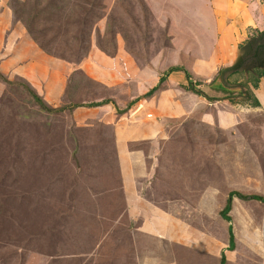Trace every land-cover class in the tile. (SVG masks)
<instances>
[{"label": "rangeland", "instance_id": "rangeland-1", "mask_svg": "<svg viewBox=\"0 0 264 264\" xmlns=\"http://www.w3.org/2000/svg\"><path fill=\"white\" fill-rule=\"evenodd\" d=\"M175 1L0 0V39H4L0 47L10 44L0 54V63L5 58H37L42 85H48L52 74L51 84L63 80L64 90L67 87L57 106L64 101L109 99V88L89 77L82 67L83 55L91 48L113 56L119 44L140 66L168 48L179 54L175 64L194 59L180 48L183 45L198 53L201 41L183 35L185 27L192 30L189 10ZM235 25L241 27L238 22ZM249 29L241 45L264 28L259 24ZM207 36L209 45H216ZM217 42L221 47V39ZM31 43L32 52L26 50ZM20 45L27 54H16ZM224 59L220 55L213 61L211 83L220 82ZM9 62L0 67V264H139L145 256L161 251L164 255L173 249L159 247L156 239L135 228L112 123L102 121L98 113L80 117L74 109L40 110L26 79L9 74L13 67ZM189 72L196 83H204L200 72ZM251 73H231L228 82L241 84L244 91L236 89L237 97L228 100L222 99L223 94L207 98L215 101L208 108L202 98L200 116H184L180 124L175 121L177 126L162 143H128L129 148L143 149L147 158V172L136 183L137 195L162 207L167 201L173 203L189 239L196 243L211 237L228 242L231 230L232 261L223 264H264V202L229 194L236 190L264 197V103L253 106L256 95L251 90H264V81L261 87L259 83L254 86ZM33 88L46 101L47 92ZM234 93L229 90L226 94ZM143 94L137 98L145 97ZM137 98L130 100L131 105ZM202 111L213 118L204 119ZM222 114L232 115L231 124L219 125ZM141 170L135 168V173ZM227 201L230 210L226 213ZM179 230L177 224L175 231ZM182 253L181 248L172 251L176 257ZM191 260L211 263L203 253Z\"/></svg>", "mask_w": 264, "mask_h": 264}, {"label": "crops", "instance_id": "crops-1", "mask_svg": "<svg viewBox=\"0 0 264 264\" xmlns=\"http://www.w3.org/2000/svg\"><path fill=\"white\" fill-rule=\"evenodd\" d=\"M180 1L183 3H180ZM175 4L187 6L189 10L187 15H189V23L192 30L188 31L185 27L183 35H190L191 38L195 37L199 42L201 41L197 47L198 53L194 52L193 48L187 49L183 45L180 48L184 54H188L186 52L188 51L194 58L190 61L191 63L185 64L186 67L196 74L200 72L205 77L204 83L196 84L195 87L211 97L223 94V100L237 97V94L234 93L235 90H244L241 84L230 83L232 86L226 88L220 82L211 83L209 75L211 74L212 63L215 58L223 55L227 63L221 62L220 64L225 66L231 64L239 52L237 50L241 46L240 43L244 42L248 32L250 33V26L263 24L264 28V0H176ZM241 14L245 15L246 21L239 18ZM236 17L240 20L236 19ZM237 22L241 27L235 25ZM208 34L216 42L213 47L207 42ZM176 39H178V35ZM219 39H221V47L217 42ZM3 41L4 39L1 38L0 44ZM226 42H228V45H225ZM8 46L10 47L9 43H6L5 47L1 46L0 54L5 52V50L8 51ZM21 47L22 45L15 48L16 51L18 50L16 54L18 55L20 52L27 54L23 51L24 48ZM2 49L4 50L1 51ZM26 50L34 51L33 43L29 44V48ZM182 52L179 53L181 54ZM34 53H37V50ZM6 55L9 57L8 53ZM178 55L170 48L166 49L165 52L160 50L150 58L146 65L140 66L119 44L113 56L91 48L84 61L81 62L82 67L84 66L83 69L89 77L104 83L109 88L108 96L110 98L109 101L101 105L91 107L77 106L74 110L76 115L79 114L78 116L80 117L93 116L98 113L102 121L112 123L123 189L129 201L130 209H132L130 214L134 215L133 221L137 222L135 228L156 239L159 247L164 248L166 245L173 247L169 251L166 250L167 253L164 255L163 251H161L157 255L145 256L140 260L139 264H181L182 262L194 264L191 258L197 253H203L204 256H207L211 260L210 264H222L220 260L221 250L224 253L225 260L232 261L230 251L233 249L226 248V245L228 246L227 240L217 241L211 237H204L203 241L201 239L200 242L195 243L194 240L187 237L186 234L189 235L187 230H183V221L176 214L179 213L177 209L171 205L173 203L167 201L165 207H162L144 197H140L136 193L138 178L147 172V158L143 149L129 148L128 143L138 140H148L151 145H155L159 141L162 143L170 136L173 128L177 126L175 121L179 123L184 116L191 115V118L195 116L196 119L200 116L199 105L202 98L206 100L207 108L208 105H212L215 102H210L205 96L186 89L185 86L188 85L189 80L182 70L168 72L161 82L162 87L154 92L153 95L146 98H137L158 84L159 77L167 66L177 63ZM8 60L13 66L9 73L10 75H21L37 89L47 92L45 99L48 104L57 106L60 103L65 88L64 81H59L57 85L51 84L52 74H50L48 85L46 87L42 85L38 77L39 64L37 58L31 55V57L24 56V58H9ZM8 60L5 58L1 61L0 67L6 64ZM191 80L194 81L193 79ZM263 81L264 78L261 77L258 82L259 85ZM233 85L235 86L233 87ZM229 90L234 95L226 94L229 93ZM251 90L252 94L255 93L256 96H254L258 102L263 104L264 90L254 89L253 87ZM210 92L215 93L211 94ZM136 98L135 104L131 105L127 111L117 113V108L123 109L122 107L125 106L127 101ZM205 107H203V111ZM138 110H140V113L137 112ZM203 111L201 117L204 116V119L213 118L212 114ZM231 118L232 115L230 114H222L218 118L219 125L224 127V125L231 124V122H228ZM155 152L151 151L150 154L155 155ZM147 157L150 156L147 155ZM150 159L152 160V158ZM140 167H142V170L135 173V168ZM139 199H145L146 201L144 204H138ZM132 200L134 201L132 202ZM134 209L138 210L135 211ZM139 214H141V218L136 219L135 216ZM177 224L181 227L179 232L175 231ZM198 238L200 239V237ZM174 248H181L184 255L173 256L172 251Z\"/></svg>", "mask_w": 264, "mask_h": 264}, {"label": "trees", "instance_id": "trees-1", "mask_svg": "<svg viewBox=\"0 0 264 264\" xmlns=\"http://www.w3.org/2000/svg\"><path fill=\"white\" fill-rule=\"evenodd\" d=\"M86 54H87V51H85L83 57L86 56ZM109 54H111V53H109ZM183 56H184L183 54H180V57H182V59H183ZM83 57H82V58H83ZM185 59H186V58H185ZM181 62H185V61L182 60ZM182 65H184V67H183ZM181 66H182V67H181ZM173 70H183V71H184V73L186 74V76H187V78H188V80H189L188 85L185 86L186 89H188V90H192V91H194V92H197V93H199L200 95H203V96H205L206 98H208V99H210V100L214 98V97H211V96L206 95L204 92H202L201 90H199L198 88L195 87L196 84H200L201 82H200V83H199V82L196 83L195 81H193V83L190 82V80L192 79V76H191V74H190V72H189V68H187L186 65H185L184 63H180V65L175 64V65H171V66H169V67L164 71L163 74H165V73H167V72H170V71H173ZM231 73H233V72H231ZM231 73H230V74H231ZM163 74L159 77V82H158V84H156L155 86H153L152 88H150L145 94H143L145 97H149V96L153 95L154 92L158 91V90L162 87V86H161V82L164 80V75H163ZM230 74H228V76H229ZM251 75H252V79L250 80L251 83H252L254 86H257V85H258L257 83H258L259 79H260L261 77L264 78V67H263V68H255V69L252 71ZM228 76H227V78H228ZM3 79H4L6 82L10 83V81H8L7 79H5V78H3ZM191 81H192V80H191ZM24 82H26V85L29 84L28 88H29L30 90H32V91H31V97H32L33 101L35 102V104H37V106H38V108H39L40 110L46 111L47 113L62 111V110H65L66 108L70 111L71 109H74V108L77 107V106H86V107L97 106V105H101V104L106 103L107 101H109V99L96 100V101H91V102H87V103L71 102V101H69V102L66 103V101H64L63 104H61L60 106L53 107V106L49 105V104H48V103H47V102H46V101H45V100H44V99H43V98H42V97L36 92V90H34L33 86H32L27 80H25ZM66 90H67V87H66ZM66 90H64V91H65V92H64V95H65V93H66ZM132 103H133V101L128 102L127 105H126V107H124L123 109H119V108H117V110H116L117 113H121V112H123V111H126V110L131 106ZM252 105H253V106H258V105H259V102H258V100H257L256 98H253ZM229 194H230V195L235 194V195L238 196L239 198H244V199H245V198L260 199V200H262V201L264 202V197H263L262 195H260V194H257V193H255V194L252 193V194L246 195V194H242V193H240V192H237L236 190H235V191L232 190V191L229 192ZM229 200H230V199H229ZM229 210H230V204H229V202L227 201V202L225 203V211H226V213H227ZM226 218L230 220V216H229V215H226ZM227 247L230 248V249H233V247H234V235H233V233L231 232V230H229V238H228V246H227ZM224 261H225V256H224V254H223V252H222V253H221V262H224ZM222 264H223V263H222Z\"/></svg>", "mask_w": 264, "mask_h": 264}, {"label": "water", "instance_id": "water-1", "mask_svg": "<svg viewBox=\"0 0 264 264\" xmlns=\"http://www.w3.org/2000/svg\"><path fill=\"white\" fill-rule=\"evenodd\" d=\"M263 67L264 29L255 36L248 38L246 42L240 46L239 52L236 55L234 61L231 64L221 68L219 80L225 86H232L227 80V76L231 72L243 71L247 73L248 71H253L254 68Z\"/></svg>", "mask_w": 264, "mask_h": 264}, {"label": "clouds", "instance_id": "clouds-1", "mask_svg": "<svg viewBox=\"0 0 264 264\" xmlns=\"http://www.w3.org/2000/svg\"><path fill=\"white\" fill-rule=\"evenodd\" d=\"M252 72V71H251ZM221 83V82H220Z\"/></svg>", "mask_w": 264, "mask_h": 264}, {"label": "flooded vegetation", "instance_id": "flooded-vegetation-1", "mask_svg": "<svg viewBox=\"0 0 264 264\" xmlns=\"http://www.w3.org/2000/svg\"><path fill=\"white\" fill-rule=\"evenodd\" d=\"M240 49V48H239ZM244 91V90H243Z\"/></svg>", "mask_w": 264, "mask_h": 264}]
</instances>
